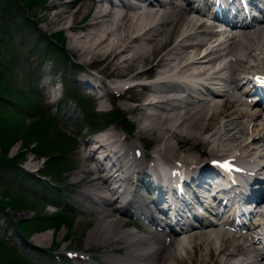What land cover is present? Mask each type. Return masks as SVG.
I'll use <instances>...</instances> for the list:
<instances>
[{
	"label": "bare ground",
	"instance_id": "6f19581e",
	"mask_svg": "<svg viewBox=\"0 0 264 264\" xmlns=\"http://www.w3.org/2000/svg\"><path fill=\"white\" fill-rule=\"evenodd\" d=\"M102 1L106 2L105 6ZM251 1L255 4L260 0ZM72 2L56 0L53 4L54 10L67 7L54 15L58 16L59 22L66 21L64 13L71 18L67 27L72 33L69 36L71 50L81 59L88 55L87 63H104L103 69L95 70L101 77L147 80L133 83L126 89L135 91L137 104L124 103L122 108L118 107L121 112L141 116H132L135 122L128 123L124 130L110 126L103 132L116 141V149H122L120 156H112L93 138L81 143L79 169L74 173L72 183L80 186L77 196L86 201L81 213H88L93 220L86 234V243L102 250L111 247L121 254L119 257H106L107 264H258L254 245L264 234V225L255 223L250 229H241L240 232L236 226H244L243 221L229 227L227 217L222 227H207L208 221L195 212L193 201L200 199L198 187L206 188L210 182L221 187L214 177L215 172L207 165V161H212L214 166H218L219 152L238 150V155L233 156L245 159L246 163H252L247 157L254 156L255 161L264 157V108L261 101L255 103L259 111H252L253 107L239 101L235 94L245 72L244 64L253 60L264 65V39L262 43L260 39L258 44H254L257 38L264 36V10L257 20L250 17L249 23L225 32L214 28L215 24L206 23L188 0L185 3L161 0L155 6L148 4L140 15L134 14L133 7L127 3L116 10L110 0L82 1L76 7ZM222 2L215 0L210 7H222ZM171 37H174L171 45L163 50L162 45ZM221 55L226 56L224 62ZM72 65L76 69L75 80L83 89L95 95L99 89L111 91L104 82H100L99 87V75L95 76L79 63L72 62ZM199 79L214 80L220 92L211 98L197 93L200 91L195 84ZM177 80L180 86L173 85ZM246 124L256 135L245 138ZM138 138L143 141L142 147L148 148L145 156L148 161L144 163L139 156L146 152L134 144ZM217 140L229 142L227 146H220ZM91 143L92 148H88ZM94 153L101 154L102 160L93 156ZM208 155L209 158H203ZM104 161L107 166H104ZM151 161L166 164L170 171L169 179H181V192L188 197L189 209L181 204L171 206V197L167 200V207L163 205L161 196L167 199V190L159 193L150 185L145 172L149 166L144 165H152ZM126 165L132 174L125 173L123 167ZM252 167L249 170L256 168L258 172L264 164L257 163ZM183 173L184 177L180 175ZM154 174L157 179L159 175L155 169ZM260 177L258 182L263 181ZM127 185L130 186L128 190ZM227 185L229 188L221 189L220 194L217 190L213 192L218 197L222 196L220 204L225 202V190L241 191ZM140 188L151 195L150 202L157 211L166 214L165 224L170 226L168 231L148 230L133 219H124L133 210L142 212L145 222L157 224L150 212L152 209L138 201ZM237 196L236 193V202L243 200L241 192L239 198ZM256 201L264 207V195ZM116 213L118 217L114 216ZM254 217L258 216L252 214L251 218ZM194 220L200 227H206L193 229ZM257 220L255 218L254 221ZM130 224L137 228L138 233L126 229ZM181 231L183 233H179ZM52 235L53 231L39 232L30 241L42 243L50 240ZM72 257L78 261L83 259L77 254H72Z\"/></svg>",
	"mask_w": 264,
	"mask_h": 264
},
{
	"label": "rangeland",
	"instance_id": "374dc122",
	"mask_svg": "<svg viewBox=\"0 0 264 264\" xmlns=\"http://www.w3.org/2000/svg\"><path fill=\"white\" fill-rule=\"evenodd\" d=\"M82 1L88 0H75L72 2L74 4L73 6L76 7ZM29 2L26 11L32 16L30 20L32 25L22 28L21 17H23V13L19 10L20 6L16 3V0H10L9 2L10 11L8 12H14L13 17H10L8 13H6L8 14L7 17H5L6 15L0 17V22L3 21L10 27L7 34L9 38L8 44H3L0 41V69L7 71L10 75L7 78L8 81H13L15 84L22 82L25 87V92L28 94V96H25L22 93V95L15 97L14 102L16 104L18 103L19 107H12V112L18 111L21 113V117L16 116L18 131L12 129L11 131L14 134L4 135L2 145L0 143V153L7 149L8 156H12L21 149L20 158L16 162L17 164L12 166L13 172H8V174L3 175L0 181V199L8 202L5 204L3 211H1L2 214L0 213V238L9 243L10 249L13 247L12 250L15 255L18 256L16 252L18 251L26 256L28 259L27 264H107L108 258L106 257H119L121 254L111 250V247H105L102 250L93 244L86 243V234L92 226L93 220H91V215L88 213H81L86 205V201L77 196L76 191L80 186L78 184L73 185L72 183L73 175L79 169L80 160L78 157L81 150V143L88 138H92L93 134L89 128H81L82 124H85L86 121H82L81 109L76 104L64 100L57 104L58 99L62 95L63 87L61 85L59 86L58 83L51 85L50 90L53 91V94H50L47 90L49 87L47 82L49 79L56 80L57 78H64L67 81L66 85L71 84L75 91H80L85 96L90 97H86V99L89 103L88 108L91 113H95V111H106L115 107L122 108L125 104L135 105L138 103L136 101V93L131 89L121 99H116L113 95L107 98L105 94L110 92L105 89V91H99L101 97H97L93 93L92 95L88 89H83L75 80L76 69L72 67L69 70L66 69L69 64L67 58L74 63H79L85 70L103 69L104 63L96 62L94 64L91 63V65L87 63L89 61L88 55L83 56L82 60L71 50L69 36L72 33L67 29L71 18L68 17L67 13H64L66 21L59 22L57 21L58 16L54 15L56 11L61 10L63 12L67 7L61 6L58 10H54L53 4H55L56 0H30ZM207 22L210 23V21ZM173 38L171 37L165 46L167 45L169 47ZM262 38L264 39V36L257 38L256 41L261 39L260 42L262 43ZM44 39L48 41L43 42ZM256 41L254 44L259 43ZM44 46L46 48L43 50L42 48ZM54 49L60 50L63 57L57 59L58 56ZM41 50H43L41 53L45 55L43 57H39L38 54ZM221 57V60H226L225 55H221ZM253 62V60H248L247 64H244L245 72L242 75L252 72H264L263 63L258 61V63L254 62L253 64ZM87 64H90L88 65L90 68L85 67ZM50 73L53 74V77L46 76ZM100 77L98 80L105 84L111 80L109 78L108 80L101 81ZM10 82L5 81L2 87L8 88ZM114 93L117 94L118 91ZM17 94H20V92ZM29 98L34 100L38 108L25 111L24 108H21L25 104L20 101L22 99L28 101L30 100ZM122 113L126 116L130 124L135 122L132 116H135V118L141 116L138 113L135 115H130L126 112ZM39 114H43L47 119H50L48 121L50 122L51 128L45 132L47 137L42 138L43 142L47 145L45 153L39 152L36 148L37 145L30 143L31 140L28 141L29 138H24L23 136V133L26 132V129L25 132H23V129L27 125L30 126L32 123H35L34 120L39 117ZM112 122L105 125V128L110 126L116 129L124 128L119 122ZM246 125L247 129L245 128V131L247 133L245 132V138L256 135L248 128V124ZM12 135L15 137L10 138ZM52 136L55 137L48 140V137ZM56 138H68V141L73 143V145H54L51 139L56 140ZM59 140L61 141L62 139ZM140 140L138 138L134 141L137 149L143 146V141L141 140L142 142H140ZM221 141L217 140L216 143H220L219 145L221 146L229 142L224 143V141ZM25 143L27 144L24 145ZM61 143L63 142L61 141ZM14 147L15 149H13ZM58 149H62L63 151H55ZM51 150H53L52 157L50 156ZM143 153H145L142 157L144 163L148 161V158L145 157L148 154V148H143ZM219 153L222 158L235 157L238 155V150L235 152L229 150ZM209 157L210 155L203 158ZM247 158L255 161L254 156ZM63 159L66 161L63 167L66 170L63 173L56 171L50 172L49 175L44 174L50 177L44 178L45 181L35 177L38 171L45 169V163L48 161L49 164L53 163L59 170L64 163ZM30 174L32 175L30 176ZM29 179L33 182H29ZM35 181L37 184H35ZM25 193L31 195L32 198L29 195L25 197ZM150 199L146 191L142 189L138 200L150 206ZM114 216L118 217L119 215L116 213ZM124 219L136 220V217L134 218V215L128 214ZM21 222H26L28 226L26 229L20 230L24 235L23 239L15 232V223L18 225ZM126 229L138 233L137 228L131 224L126 226ZM43 231H53L50 240L42 243L30 241L36 233ZM60 232L62 233L60 234ZM49 246L54 248V250H45ZM40 249H43V251L38 252ZM84 250L87 252H84ZM66 252H70L68 255L71 257L68 259L64 257ZM72 254L81 255L83 257L82 261L73 259Z\"/></svg>",
	"mask_w": 264,
	"mask_h": 264
},
{
	"label": "trees",
	"instance_id": "16d2710c",
	"mask_svg": "<svg viewBox=\"0 0 264 264\" xmlns=\"http://www.w3.org/2000/svg\"><path fill=\"white\" fill-rule=\"evenodd\" d=\"M30 0H16V3H18V5L20 6L19 10L21 11V13H23V17H21V26L22 28H26L29 25H32V23L30 22V20L32 19V16L29 15V13L26 11V8L29 5ZM9 2L10 0H0V17L2 15H6L5 17L9 16L13 17L14 12H8L10 11V6H9ZM8 13V14H6ZM9 26L7 24H5V22L1 21L0 22V41L3 44H8L9 38H8V31H9ZM38 33V32H36ZM57 40V38H55ZM47 39H44L43 42H47ZM46 48V46H44L42 49L44 50ZM43 50L39 51V57H43L45 56L43 53H41ZM56 51V54L58 56V58L63 57L62 53L60 50L58 49H54ZM57 58V59H58ZM68 61V59H67ZM8 66V63H7ZM10 77V75L8 74L7 71L0 69V143L2 145V142L4 141L3 136L7 134V136L9 134H14L11 130L15 129L16 131H18V127L17 125V121H16V116L17 117H21V113L18 111H13L12 112V107H16L18 105V103L16 104L14 102L15 97L17 95H22V93L25 96H28V94L25 92V87L23 85L22 82H20L19 84H15L13 81H8L7 78ZM13 77V75H12ZM7 81L10 82V86L8 88H3L2 84ZM69 92V90H67ZM18 92H20V94H17ZM30 99V98H29ZM20 102L24 103L25 106L21 107L24 108L25 111H30V110H34L35 108H38L37 105L35 104L33 99H30L28 101H25V99L21 100ZM76 103L77 105L83 110V112H86V115L89 116V113L87 111L86 106L80 101V98L76 95ZM20 108V109H21ZM120 114L119 113H113L111 114V118L116 119L118 118ZM50 119H47L43 114H39V117L36 118L34 121L35 123H32L30 126L27 125L26 128L23 129V136L24 138L28 137V141H30V143H35L37 145V150L41 153H45L46 152V148L47 145L43 142V137H47V135L45 134V132L51 128L50 126V122L48 121ZM54 134V132H53ZM15 137V136H11L10 138ZM55 136L52 137H48V140H50V138H54ZM59 139H62L61 141L63 143H61V141ZM56 138L55 139H51L52 144H59L62 146H67L70 145L72 146V143L68 141V138ZM56 141V143H55ZM27 143H25L24 145H26ZM22 148H26V147H22ZM21 149H19L14 155L12 156H8L7 155V149L2 151L0 153V181L3 177V175L8 174V172L12 173L13 172V165H16L18 159L20 158V154H21ZM62 149H58L55 151H59ZM52 151L50 152V156L52 157ZM63 151V150H62ZM66 152V151H64ZM64 160V159H63ZM49 162V161H48ZM48 162L45 163V169L43 171H39L40 173H38V177L41 175L42 177H46V175L44 174H48L50 172H56V171H60V173L65 169L63 168L65 165V160L63 165L60 167V169L58 170L53 163L49 164ZM44 166V164H43ZM58 173V172H57ZM29 182H31V179H29ZM25 197L27 195H24ZM8 202H4L0 199V212L2 211V209L4 208L5 204ZM26 222H21L18 225H16V227L19 230H23L24 228L26 229L28 226L26 225ZM54 246V245H52ZM10 245L3 241L0 238V264H27V257L22 255L20 252L15 251L18 253V256L14 254L13 252V247H11L12 249L9 248ZM22 256V257H21Z\"/></svg>",
	"mask_w": 264,
	"mask_h": 264
}]
</instances>
